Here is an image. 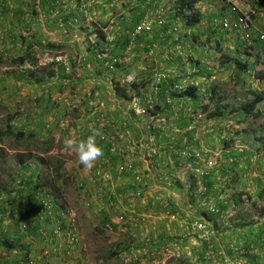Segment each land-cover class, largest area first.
<instances>
[{"label": "crops", "instance_id": "1", "mask_svg": "<svg viewBox=\"0 0 264 264\" xmlns=\"http://www.w3.org/2000/svg\"><path fill=\"white\" fill-rule=\"evenodd\" d=\"M112 1L114 0H9L3 8H0V18H4L6 21L4 25L6 40L0 47V96L5 98L6 104L11 107L12 113L7 116H14L9 124L17 131L22 130L26 135L36 133L42 144H48L46 150H43L41 144L42 147L34 148L29 152L22 150L16 157L15 152L9 151L7 160L12 163L13 167L16 168V159L22 164H18L20 169L17 173H24L27 170L25 181L28 180L32 172H36L34 183L26 184L21 191L25 194L29 193L32 204L35 206L38 203L40 207V196L42 197L41 192L44 190L43 184L52 189L53 187L49 184L51 177L62 180L71 175L68 172L67 161L75 158L77 154L74 149L65 145L66 138H84L90 134L93 128L98 129L101 136L97 137V142L103 147V157L98 158L91 169H86L80 164L82 174L79 176L83 181L85 180L84 183L82 182L83 190L79 189L82 192L81 195L85 198L86 204L87 201H91L89 205L87 204L88 208L93 211L89 213L91 221L98 220L101 224L110 221L113 224V229L123 232L133 230L135 237H141L140 240L142 239L141 241L144 243L142 246L145 247L143 253L139 250V254H135L136 260L140 255L149 260L152 259L153 264H163L165 259L163 261H159V259L164 258L163 254L165 255L166 248L170 247L169 253L175 257L171 258L173 262L176 259L177 263L182 261L183 264H213L210 261L207 262L204 245L201 243L203 246H199L200 240L197 239V234L190 226L195 214L199 217L207 216L215 225L213 228L215 245L216 247L218 244L221 245V247H217L218 251H225L226 257L230 260L229 264H239V256L236 253L232 252L234 254L232 256L227 253L230 244L247 247L252 241L260 242L262 239L260 234L264 232H261L264 229V218L258 217L253 221L246 222L242 219L239 211L236 221L234 220L235 223L247 226L218 232L215 231L216 225L221 226V223L226 219L222 215L210 216L208 210L211 205H218L224 212H227L231 207L236 209L239 206L238 202H248L257 208L258 201L264 200L260 197L262 193L264 194L263 175L257 174L256 170L249 166L253 156L251 154L253 150H250L253 144L252 140L237 135V129H232L233 133L226 137V133L228 134L231 130L229 129L230 123H226L228 120L226 118L206 120L198 127L193 125V129L191 122L196 115L192 112L200 111L197 103L194 100L178 102L173 100L171 102L168 98V91L164 87L161 95L149 86L141 89L137 95L135 91L130 90V86H125L129 90L130 96L134 95L133 99L126 101L117 96L113 90V81H120L125 73L134 69L138 70L137 73L134 71L137 74V82H141L152 78L157 68L161 67L165 68V73H169L168 78H173L177 70L185 66L187 58L195 52L187 49L188 45L183 46L179 43L176 45V49L178 51L183 49L182 52L174 53L170 58L167 57L168 54H165L160 58L150 59L149 57L145 60L156 44L151 43L150 34L144 35L146 38H140L138 48L136 46V49L120 53L123 56L121 65L117 71L110 72L105 63L96 57L95 48L89 45V43L97 41L95 34L89 35L90 30L93 29V25L99 26L108 22L111 15L110 10L114 9L119 18L116 17V26L109 33L106 32L109 40L114 39L120 34V18L124 15L130 16L132 13L129 11V5H134L133 1L125 0L124 6L116 2L113 7L112 4H109ZM246 1L253 7L264 5V0ZM205 3H207V8L204 7ZM211 6L214 8H210ZM199 8L207 17L212 18L213 15H216L211 22L206 19L202 23L203 32L208 27L218 29L225 17L234 18L221 0H204L199 4ZM151 9L154 8L150 6ZM11 13L12 15H8ZM170 23H172L171 19ZM178 24L181 27V24ZM253 31L254 34L264 32L262 16L254 15ZM226 33L229 34V37L226 34H222L220 37L216 35L215 40L219 39L221 45H227L231 49L240 48L243 50L245 47L256 51V48H259L260 62L264 65L263 43H248L235 29L226 31ZM22 36L27 37V43H31L33 46L27 48L28 44L22 42ZM174 39L178 41L179 38L175 35ZM48 43H53L58 47L47 48L45 45ZM117 49L118 47L114 48L115 51H118ZM134 50L135 53L132 52ZM22 55H25L29 60H36L43 68L47 66H50V69L53 68V77L37 82L29 76L30 72H27V66L23 70L10 63V58ZM59 55L64 56V62L58 63V66L50 59L47 60L48 57ZM153 61L159 63L160 66L154 67L155 64L151 63ZM65 65L69 66V70ZM211 65L212 63L209 61L200 60L199 71L204 72V67ZM194 79L195 84L203 81L198 76ZM254 84L259 87V84ZM59 99L62 100L59 102ZM161 99L165 100L164 106L159 103ZM18 101L22 102L18 105L21 107L20 114H16L18 111L13 108L17 107ZM133 101L146 107L154 102L155 105L159 103L157 105L162 110V114L158 113L154 117L134 116ZM163 115L167 118L165 124L159 122ZM235 127L238 128L239 125H235ZM241 128L243 129V127ZM103 131L109 136V140L119 146H126L128 138L144 141L145 144L149 142L151 134H157L159 141H161V136L165 139L166 145L164 148L161 146V153L157 160L147 163L141 154L130 156L144 175L142 185L136 183L137 185L134 186L133 173H118L120 158L111 154L107 142L100 139L106 135ZM209 131L215 132V134L210 135ZM217 135L220 138L216 141ZM240 142L246 144V149H240V145L238 146ZM185 146L191 150V155L193 151L201 153L202 156L198 158L199 163L193 159L195 164L192 165L190 161L176 158L179 157L177 151ZM56 158L55 163L49 161ZM33 159L39 160V167L35 171L32 170ZM59 164H63V167L61 168ZM56 167L59 168L57 170L60 172L59 175L56 172ZM98 170L110 172L113 176L111 182L103 183L98 178ZM190 174H195V179H192ZM190 179L191 181H189ZM37 182L39 186L36 187ZM224 182L229 183L230 186ZM204 185L210 187L209 196L203 193ZM136 187H142L144 190L143 198H135L134 188ZM237 194L238 197H235ZM193 199L199 201L196 200L194 203ZM5 207H7L6 204ZM96 210L99 212L94 215ZM172 216L176 218L173 221L170 219ZM54 217H56V221L63 218L57 211L54 213ZM143 217H145L144 223L141 222ZM61 221L64 222L65 219L63 218ZM57 222L53 225L56 226ZM3 228L9 231L6 232L5 239L10 240L14 245L21 246L22 249L18 248L22 251L20 254L14 255L10 251L0 248V264H20L28 255L25 251L30 253L32 250L34 255L32 252L28 255L29 258L32 256L42 258V261H36L35 264H42L56 258H60L56 260V264H68L61 261L66 252L58 250L63 247V243H60L61 238L57 236V231L54 232L53 226L49 229L48 223L44 224L39 234L37 233L40 235L38 238L36 233L22 230L8 219H6ZM133 231L131 234H134ZM176 236H181V238ZM59 243V247L56 248L55 246ZM79 247L81 248L79 245L73 249L78 252ZM46 248L48 249L47 257H41ZM45 250L44 255H46ZM9 253L15 257H9ZM75 260L71 259V264ZM248 260L252 264H264V257L260 251L248 254ZM142 263L144 262L142 261Z\"/></svg>", "mask_w": 264, "mask_h": 264}, {"label": "trees", "instance_id": "2", "mask_svg": "<svg viewBox=\"0 0 264 264\" xmlns=\"http://www.w3.org/2000/svg\"><path fill=\"white\" fill-rule=\"evenodd\" d=\"M165 1L167 2L166 4H168V9L166 11L171 17L172 23L163 25V29H155L153 31V35H155L156 38L152 39L151 43H160V45L167 47L168 43H173L170 46H174L179 43L181 45L188 44L190 51L195 52L196 56L195 54H192V56L189 57V62H187L184 67L179 68L174 74L173 78H168V74L167 78L162 79V83L159 86L157 94L161 95L162 88L164 87V89L168 91V98L171 102L173 100H175L176 102L184 100H194V102L197 103V106H199L200 111L192 112V114L196 116L191 123L195 124V122L197 121V127L201 125L203 121L214 120L216 118H218L219 120L226 118L228 119L226 123L229 122L230 124L237 120V123L241 125L243 129L240 128V130H237L236 134L243 136L242 138L252 140L253 144L250 150H254V152L258 155L264 154V70H262L264 69V65L260 62V49L256 48L257 50L254 51L250 48L244 47L243 50H240V48L231 49L227 45H221L219 43V39L215 40V37L216 35L219 37L222 34L227 35V33L226 31H221L219 26L218 29H212V27H208L206 31L203 32L201 29L202 23L206 19L211 22V20L216 17V15H213L212 18L207 17L199 8V4L204 0H154L156 4L154 2H151L149 4L146 0H139L140 3L138 5H129V11L132 14L130 16L124 15L122 18H120V27L123 28V30L120 31V34L115 36L114 39L116 40L108 39V35L106 33L107 31H105L104 29L107 26L108 22L100 24L99 26L93 25V29L90 30L91 32L89 35L95 34L97 41L95 43H89V45L95 48L96 57L98 58V55L100 53H111L110 55L112 56L122 58L123 56L120 53L128 50L132 33L144 17V7H146L147 9L145 8V10L149 12L152 10H150L151 4L156 9L159 4L161 5V3ZM175 22L181 24V27H178V32L176 35L177 38H179L178 41L174 39L175 35H170L167 33V30H169V28L173 26ZM0 27L4 28L2 23L0 24ZM142 34L146 35L148 33L145 32ZM21 39L24 44L27 43V37L22 36ZM254 43L260 44L257 40H254ZM27 46V48H29L33 45L30 43ZM45 46H47V48L58 47L53 43H48ZM116 47H118V51L114 50V48ZM211 51L212 54L210 57L208 53H210ZM10 60V63L12 65H15L17 68L24 69L25 66L28 65L37 66L35 70H31L28 67L26 68L27 72H30L29 76L34 78L37 82L49 80L54 75V72L52 71L53 68L50 69V66L43 68L38 65L36 60H29L25 55L10 58ZM200 60H206L209 62L212 61V65L210 67L205 66L204 72H201L199 71ZM120 65V63L117 64V69ZM56 66H58V64H56ZM117 69L115 71H117ZM195 69L197 70L194 71ZM44 73L46 74L42 75ZM182 75H188V79L187 77L182 79ZM196 76L203 80L201 82V85L195 84V82H193L195 81L194 77ZM224 77L227 78V80H225ZM189 78H191L190 81ZM248 78L252 79V81L257 85L259 84V87L256 88L254 86V83L251 84ZM152 79L153 77L149 80L147 79L141 82H137L136 79L131 85L128 86H130L131 91H135L138 95V92L141 89L147 86L151 87ZM183 80L186 84L184 88H181ZM225 84L229 87L231 86V88L226 89ZM125 86L126 85L121 84L119 80L113 81V90L117 94V96L123 98L126 101H131L134 95L130 96L129 90ZM158 99L160 100V98ZM159 103L162 106L165 103V100L163 101V99H161V102L159 101ZM157 104L155 105L154 102L152 109H148L147 113L145 114L146 117H154L158 113L162 114V110ZM0 108L5 109V106L3 104H0ZM13 118L14 116L10 115L1 120L0 168L8 167V160L6 159V157L9 154V151L15 152L14 155L16 157L17 154L22 152V150L25 152H29L30 150L34 149V147H36L37 149L42 147V141H39L36 133H29L26 135L22 130L19 129L17 131L12 125H10L9 123ZM166 120L167 118H165L163 115L162 118L159 119V122H163L165 124ZM260 120L262 121L259 122ZM256 123H258L257 126L259 127H254V124L256 125ZM252 127L253 130H250ZM103 132L106 133L105 131ZM7 140L10 143L9 148L5 147V143H7ZM33 143L37 144V146L33 145ZM42 145L43 150H46V146H48V144ZM247 146L250 147L248 144ZM18 164H21V162L16 159V168L14 167V169L16 170V174L15 177L13 176V179L11 180V182L14 181V186L12 185L10 189L8 188L10 186L8 185V182H4L6 184H4V188L0 190V248L5 249L6 251H10V253H12V250L15 248L19 250V253H21L22 250L20 251V249L22 248L21 246L14 245L10 240L5 239L7 235L6 232H9L6 231L5 228H3L5 227L6 219H8L9 221L11 218H15L14 220H12L14 223H16L19 218L22 221L32 220L34 222V225L29 228L28 231L34 232L36 234H39L40 229L44 227L40 220V223L36 221V217L38 214L33 215L28 210V207L31 205L28 204L32 203L31 198L28 195L29 193L25 194L21 191V189L25 187L26 184L31 185L34 183L33 179L36 172H32L29 175L28 180L25 181V174H28L26 170L27 168L25 169L26 171L24 173L19 174L17 173L20 169L18 167ZM31 164L33 165L32 170L35 171V169L39 167V160L33 159ZM59 165L61 168L63 167V164ZM228 169L231 170V168ZM57 170H59V168L57 169L56 167V172H58L59 175L60 172ZM58 178L60 177L58 176ZM0 182H2L1 176ZM227 184L230 186L229 183ZM35 186H39L38 182L37 184H35ZM83 186L84 184L80 182L79 188L81 191L83 190ZM56 193L60 194V190H56ZM235 197H238V194ZM49 198L52 202H54V210L60 209L61 207L63 210L66 209V207H63L61 205L59 206L56 200L51 199L52 197L49 196ZM57 198L58 196L56 195V199ZM5 204L7 205V207H5ZM240 204L241 202H238V205ZM262 216L264 217V214ZM246 226L247 225L234 223L233 225H226L225 229L230 231L232 230V228H244ZM262 231H264V229H262L261 232ZM260 237L262 238L261 241L255 242L259 245H262L264 243V232L263 234H260ZM25 252L28 255L31 253H29V251ZM231 252L232 251L229 246L227 250L229 256L233 255ZM28 255L24 257L23 262H21L20 264H28L29 262L33 263L32 260H28ZM178 264H183V262L179 261Z\"/></svg>", "mask_w": 264, "mask_h": 264}, {"label": "rangeland", "instance_id": "3", "mask_svg": "<svg viewBox=\"0 0 264 264\" xmlns=\"http://www.w3.org/2000/svg\"><path fill=\"white\" fill-rule=\"evenodd\" d=\"M131 1L137 3V4L134 3V5H138L140 3L139 0H137V1L131 0ZM146 1H148L149 4L151 2H154V0H146ZM253 1L255 2V0H253ZM116 2L120 3L121 6H124L126 4L125 0H114V1L110 2L109 4H112V6L115 7V3ZM166 3L167 2L165 1V2L161 3V5L159 4V6L157 7L159 10H154V11H149V12L146 11L145 10L146 7H144V12L145 13H144L143 19L146 18V17H149L150 19L154 20L153 30L150 33L146 34V35H149V34L152 35V36H149V37H151V40L156 38V36L153 35L154 34L153 31L155 29H157V28H162V25H160L157 22L156 15H154L153 13L158 12V13H161L162 15H164V16H162V18L164 19V24L163 25L168 24L169 20L171 19V17L166 12V10L168 9L167 8L168 4H166ZM151 7L155 9V7L152 6V4H151ZM204 7L207 8V3L204 4ZM0 8H3V7H0ZM210 8H214V7L211 6ZM110 13H111V15H110V17L107 20L108 24L104 28L105 31H107L108 33L114 28V26H116L115 25L116 24V20L119 18L118 13L116 12V10L111 9ZM10 15H12V13ZM5 17H8V16H5ZM116 17H117V19H116ZM1 23L3 24V26L6 24V21H5L4 18H0V24ZM174 24H173V26H174ZM173 26H171L169 29L173 28ZM178 26H179V24H178ZM121 30H123V28H121ZM123 32H125V31H123ZM133 32H135V30ZM167 33L170 34V35L171 34L174 35V33L170 32L169 30H167ZM144 35L145 34H137L136 35V33H133L132 36H131V39H132V37H134L135 38V42L132 45V48L130 50H128V51L136 49V46L138 48L140 38H144V39L146 38ZM227 36L229 37V34H227ZM0 37H1V41H0V47H1V46L4 45V42L6 40V38H5V27L4 28L0 27ZM131 39H130V41H131ZM155 44H156V46L152 47L154 49H152V52L147 55L145 60L147 58H149V57H150V59L160 58L162 55H165V54H168L167 57L170 58L171 56L174 55V53L177 54V52H182L183 51V49H179V51H178L176 49V45L170 46L173 43H168V47L167 46H162V45H160V43H155ZM129 45H130V43H129ZM186 45H188V44H186ZM187 49H189V47ZM132 52L135 53V50L132 51ZM211 54H212V51L210 53H208V55L210 57H211ZM187 59H188L187 62H189V57ZM161 62H163V61H161ZM151 63L155 64L154 67H156L157 65L160 66V64L159 63L158 64L155 63V61H153ZM75 67L76 66H74V68ZM260 68H262V67H260ZM134 70L136 71V73L138 72V70H136V69H134ZM134 70H132V71L135 72ZM262 70H264V69H262ZM132 71H129V72H132ZM129 72H127V73H129ZM154 73L155 74L153 75V77L156 74L165 73V68L158 67L157 70ZM166 74L168 75L169 73L167 72ZM187 76L188 75H185L183 77H187ZM183 77L181 76L182 79H183ZM187 79H188V77H187ZM224 79L227 80V78H225V77H224ZM190 80H191V78H189V81ZM248 80H250L251 84L254 83L252 81V79L248 78ZM5 82H6V80H5ZM198 85H201V82H198ZM254 86L256 88H258V86H256L255 84H254ZM225 88L229 89V88H231V86L229 87L228 85L225 84ZM3 100H4V102L2 103ZM61 100L62 99H59V102ZM0 104H3L5 106V109L0 108V120H2V119H5L7 115L11 114L12 111H11L10 105L6 104L5 98H3L1 96H0ZM19 104H22V102L18 101L16 103L17 107H13L15 105H11L13 108H16V110L18 111L16 114H20V108L21 107H18ZM7 109H8V111H6ZM261 121L262 120H260L259 122H261ZM263 122H264V120H263ZM235 125H239L237 123V120H235V122L232 125L231 124L229 125V129H231V130H229L228 134L226 133V137L230 136L229 134L233 133L234 130H232V129L240 130L241 125H239L238 128H236ZM257 125H258V123H256V125L254 124V127H259ZM216 126L219 127L220 125H216ZM250 130H253V127ZM206 134H207V132H206ZM208 134L213 135V134H215V132L209 131ZM223 134H225V133H223ZM219 138H220V136L217 135L216 141L219 140ZM160 140L161 141H159V146H160V148H161V146H163L162 148H164L165 145H166L165 144L166 141H165V139L162 136L160 137ZM33 145L37 146V144H35V143H33ZM239 145H240V149H241V148H245L246 144H243V143L240 142L238 144V146ZM5 147H8V148L10 147V143H9L8 140H7V143H5ZM34 148H36V147H34ZM177 152H178V156L181 157V158L176 157L177 159H180V160L185 159V160H187V162L190 161V164H192V165H194L195 162H198V161L200 162V160H198V158H200V156H202L200 152L197 153V152L193 151L192 155L190 154V156H187L185 158L183 155H181L182 148L179 151H177ZM177 152H176V154H177ZM251 154L253 156H252L251 161L249 162L250 168L255 169L256 173L260 174L261 176L263 175V178H264V158H262L264 156V154H259L258 155V154H256L254 152V150L251 151ZM8 157H10V156H8ZM6 159H7V157H6ZM193 159H195L196 161L194 162ZM126 160H131L130 156H127ZM218 160H219V158H218ZM218 160H216V161H218ZM49 161L51 163H55L57 161V158L56 159H51ZM201 161H202V159H201ZM67 165H68V168H69L68 172L71 174L69 177H66L65 179H62V180L56 179V177H51V181H49V184H51V186L53 187L52 189L49 186H45L43 184V189L44 190H43V192H41L42 197L40 196V207H39L38 203H36L35 206L32 203L28 204V205L31 204L28 207V210L33 215L38 214L37 217H36V221H38V223H40L39 222V220H40L39 219L40 218L39 213L42 211V208H43L44 204L47 203L50 206H52L51 204L54 205V202H52L50 200L49 196L52 197L51 198L52 200H56V202H57V204L59 206L61 205L63 207H66V209H73V210H75L78 213L77 229H78V232L82 236L81 248L79 247L80 250H78V252L76 251V249L68 250V249L65 248L64 242L60 241V243H63V247H61L58 250L59 251L64 250L66 252V254H64L62 256L63 259H61V261H65V263H68V264H71V259L72 260L76 259L72 264H153V262H152L153 260L152 259L149 260L147 257H141L140 255L138 257L139 259H137V260L135 259V257H134L135 254H139V250L143 253L144 252L143 250H144L145 247L142 246V244H144V243L141 241L142 239L140 240L141 237H139V238L135 237V232L133 230H131V231H133L134 234H131L130 230H127L126 232L119 231V230H116V229L108 230V228L106 227L105 223L101 224L97 219H96L97 221H95V220L91 221V219H90L91 215L89 213H91L90 211H92V210H91V208H88L89 206H87L86 200H85V198H83V196L81 195L82 192L79 190L80 189L79 188V183L80 182L84 183L85 180L83 181V179L79 178V176H81V174H82V168L80 167V163L78 161L77 155H76L75 158H71V160L67 161ZM225 167H228V166H225ZM243 168H245V166H243ZM255 170H253V171H255ZM15 174H16V170L14 169L12 163H10L9 161H8V167L0 168V176H1V180H2V182H0V190L2 188H4L3 186H4V184H6L4 182H8V185H10L8 188H11V186L14 185V181L11 182V180L13 179V176L15 177ZM190 175H192L191 176L192 179H195V174H190ZM52 180L54 181L55 185L53 184ZM189 181H191V179ZM224 184H227V182H224ZM204 188L207 189L206 192H203V193H205L204 195L209 196L208 193L210 194V187L207 186V185H204L202 187V190ZM56 190H60V194H57ZM56 195L60 199H58V198L56 199ZM200 196H202V194H200ZM260 197L263 198L264 194L262 193L260 195ZM196 200L199 201L198 199H193L192 202L194 201V203H196ZM181 201H183V200H181ZM258 205L259 206H257V208H255L254 206H251V204L248 203V202H241V204L236 209L231 207V208L228 209L227 212H224L223 209L220 206L215 205V206H218V207L221 208L222 213L221 212L220 213L217 212V213L213 214V213L209 212L210 216H213V215L214 216L215 215H217V216L220 215L221 216L222 215L223 218L226 219V220H224V222L221 221L222 222L221 226H217L216 225L215 231L216 230L218 232L219 231H224L225 230V228H224L225 225H233L235 223L237 217H238L237 214H238L239 211H240V214L242 216V219L244 221H246V222L253 221L254 218H258V217L259 218H264L262 216L264 214V200L263 201L261 200V202L258 201ZM96 212H99V211L98 210L94 211V215L96 214ZM56 217H58V216H56ZM56 217H54V214H52V216L49 217L50 220H46L43 223V226H44V224L48 223L49 229H51L52 226H53L54 232L59 227H61V228L64 227L65 221L64 222L61 221L63 218H61L60 220H57L58 221L57 222L55 220ZM194 217H199V216H196V214H195L193 216V219H194ZM203 218L208 219L209 217L203 216ZM211 218H213V217H211ZM14 219L15 218H11L10 220L12 221ZM94 219H95V217H94ZM22 222H24V221H22L19 218V220L16 223H14V225L17 224V226H19V228L21 229ZM56 222H57V225L56 226L53 225ZM210 222H211L210 223L211 227H215L214 223H212V220ZM46 229L48 230V228H46ZM136 229H138V228H136ZM24 232H26V231H24ZM38 237H40V235L37 234V238ZM176 237L179 238V239L181 238V236H176ZM60 243L57 246H55V247L58 248ZM199 243H200L199 246H203L204 245L203 242H201V241ZM217 247H221V245L218 244ZM217 247H216V249H217ZM44 250H43V252H44ZM53 251L56 252L57 250H53ZM217 251H218V249H217ZM32 252H33V255H34V251L33 250L31 251L30 254H32ZM43 252H42L41 257H47L48 249L46 248V250H45L46 255H44ZM72 252H74V253L72 254ZM12 253L14 255L20 254L18 249H13ZM171 254L172 253H165V255L163 254L164 258L159 259V261H163V259H165L163 264H176L178 260L175 259L174 262H173L171 260V258L174 257V255H171ZM9 257L14 258L15 256H12L9 253ZM57 259H60V258H56V259H54L52 261L48 260L45 263L43 262L42 264H56V260ZM28 260H30V261L32 260L33 263L35 264L36 261H42V258L39 259L37 256L36 257L32 256V257L28 258ZM206 260H207V262L209 261V259H206ZM142 261L144 263H142ZM156 261H158V259ZM28 264H30V263H28Z\"/></svg>", "mask_w": 264, "mask_h": 264}, {"label": "built area", "instance_id": "4", "mask_svg": "<svg viewBox=\"0 0 264 264\" xmlns=\"http://www.w3.org/2000/svg\"><path fill=\"white\" fill-rule=\"evenodd\" d=\"M225 6L229 9V11L233 14L234 18L230 19L229 17H225L222 22L220 29L222 31H230V30H237L239 31L244 40H246L248 43L254 42V40H257L259 43L264 44V32H260L258 34H254L253 31V17L254 15H260L264 18V5L261 7L255 8L251 4L248 3L246 0H221ZM9 0H0V7H4ZM156 15L157 22L163 26L164 19L162 18L161 13H153ZM153 24L154 20L150 19L149 17L144 18L140 23L136 26L134 29L137 34L142 33H150L153 30ZM174 31H177V27H174ZM132 33V34H133ZM1 41V37H0ZM135 42V38L132 37L130 41V45L128 47V50L132 48V45ZM111 54V53H110ZM108 53H100L98 55L99 60H102L106 68L113 72L117 69V64H121L122 58L112 56ZM50 59L52 63L55 64H61L64 62V56L59 55L57 57H51L47 58V60ZM40 65V64H38ZM28 68L31 70H35L37 66L34 65H28ZM26 67V68H27ZM66 69L69 70V66L65 65ZM166 78L165 74L160 73L156 74L152 81H151V87L154 88L156 92L159 90V86L162 83V79ZM137 79V75L135 72H129L124 74L120 78V83L123 85H131L135 80ZM181 88H183L181 86ZM176 89V88H175ZM153 104L148 105V107H142L137 102H134L132 104V111L134 116H143L147 113L148 109H152ZM193 125L197 126V121ZM192 125V128L194 129V126ZM106 134V133H105ZM101 140L107 142L108 150L111 154L119 156V167L117 168L118 173L124 174L125 172L133 173L134 174V186L137 184L142 185L144 182V175L141 172V169L138 168L132 160H126L127 156H131L133 154L140 155L141 157L148 162L152 160H157V158L160 156L161 149L159 146V139L156 134H151L149 137V142L144 144V141L138 140V139H131L128 138V144L126 146H119L117 143L112 142L109 140V136L103 135ZM130 154V155H129ZM191 150L188 147H183L181 155H183L185 158L187 156H190ZM216 161V160H215ZM97 175L98 178L102 180L103 183H109L113 179L110 172L105 170H98ZM137 183V184H136ZM207 189L204 188L203 192H206ZM144 190L142 187H136L134 188V196L135 198L141 199L143 198ZM91 201H87V204L89 205ZM45 203L42 211L39 213L40 221L43 223L46 220H50L49 217L52 216L56 211L59 212V214L65 219V227L61 228L59 227L57 231V236L61 238V241L64 242V246L66 249L71 250L77 246L82 245V237L77 229V222H78V213L73 209H65L62 208L54 210V205ZM221 208L215 205H211L208 212L210 213H220ZM170 219L173 221L175 216L170 217ZM145 217L142 219V223H144ZM210 220L203 218V217H195L191 222L190 226L191 229L194 231L195 234H197V238L203 242L204 248H205V254L206 258L211 260L213 264H229V258L226 257L225 251L218 252L215 245V234H214V227H211ZM106 227L108 230L113 229V224L110 221H106ZM34 225V222L32 220L30 221H24L21 224L22 230H29ZM42 230V228L40 229ZM171 246V244H170ZM230 249L232 252L236 253L239 256L240 263L239 264H249L248 260V254L254 253L256 251H260L261 254L264 257V243L260 246L256 242H251L247 245V247H243L239 244H230ZM166 253L170 252V247H167L165 250Z\"/></svg>", "mask_w": 264, "mask_h": 264}, {"label": "clouds", "instance_id": "5", "mask_svg": "<svg viewBox=\"0 0 264 264\" xmlns=\"http://www.w3.org/2000/svg\"><path fill=\"white\" fill-rule=\"evenodd\" d=\"M223 5L225 6L224 3H223ZM261 6L262 5L255 6V8H258ZM225 8L228 9L227 6H225ZM153 10H159V9L157 8V9H153ZM153 10H151V11H153ZM174 27H177V30H178V27H179L178 23L175 22L173 28L169 29V31L173 32L174 35H177L178 31H174ZM163 74H165V76L167 78V74L166 73H163ZM183 76H185V75H182V77ZM183 78H185V77H183ZM185 84L186 83L183 80L182 84H181L183 88H184ZM99 136H101V132L98 129L93 128L91 130L90 134L84 138H80V139L66 138V140H65V145L68 148L75 150L79 163L81 165H83V167L86 169H91L94 166L97 159L103 157V154H104L103 153V147H102V145H100L97 142V137H99ZM158 139H159V137H158ZM220 212H222V211H220ZM64 227H65V225H64ZM64 227H62V228H64ZM258 246H260V249H261V245L258 244ZM209 261L211 262V260H209Z\"/></svg>", "mask_w": 264, "mask_h": 264}]
</instances>
